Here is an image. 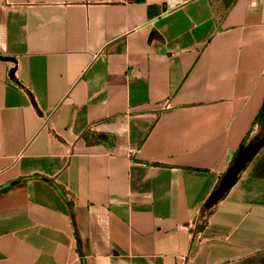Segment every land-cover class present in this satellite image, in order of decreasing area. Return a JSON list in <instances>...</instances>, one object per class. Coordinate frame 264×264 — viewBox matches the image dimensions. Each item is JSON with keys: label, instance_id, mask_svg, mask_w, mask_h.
I'll list each match as a JSON object with an SVG mask.
<instances>
[{"label": "crops", "instance_id": "0c3cea01", "mask_svg": "<svg viewBox=\"0 0 264 264\" xmlns=\"http://www.w3.org/2000/svg\"><path fill=\"white\" fill-rule=\"evenodd\" d=\"M1 56L0 264H264V145L199 228L261 130L264 0H0Z\"/></svg>", "mask_w": 264, "mask_h": 264}, {"label": "water", "instance_id": "95a60500", "mask_svg": "<svg viewBox=\"0 0 264 264\" xmlns=\"http://www.w3.org/2000/svg\"><path fill=\"white\" fill-rule=\"evenodd\" d=\"M1 59L11 60L10 57L1 56ZM264 145V131L258 137L257 141L248 146L244 152L227 168L225 173L220 178L217 186L210 193L207 200L204 203V207H211L216 204L225 194V192L232 186V184L237 179V176L244 168L246 163L251 159V157ZM8 185V184H7Z\"/></svg>", "mask_w": 264, "mask_h": 264}, {"label": "trees", "instance_id": "16d2710c", "mask_svg": "<svg viewBox=\"0 0 264 264\" xmlns=\"http://www.w3.org/2000/svg\"><path fill=\"white\" fill-rule=\"evenodd\" d=\"M257 117H258L259 122L262 124V126H261V130H260L259 135L255 138V140H254L252 143H255V142L257 141L258 137H259V136L263 133V131H264V103H263L262 108H261V111H260V113L258 114ZM211 208H212V206L209 207V208H207V207H203V208H202V214H201V220H202V223H201V225H200L199 228H201V227L203 226V224H204V222H205V219H206V214H207V212L210 211Z\"/></svg>", "mask_w": 264, "mask_h": 264}, {"label": "built area", "instance_id": "2783aa9c", "mask_svg": "<svg viewBox=\"0 0 264 264\" xmlns=\"http://www.w3.org/2000/svg\"><path fill=\"white\" fill-rule=\"evenodd\" d=\"M199 223H201V221H199Z\"/></svg>", "mask_w": 264, "mask_h": 264}]
</instances>
